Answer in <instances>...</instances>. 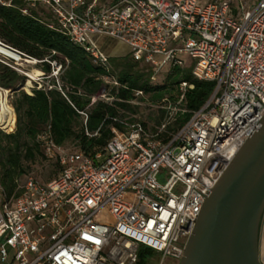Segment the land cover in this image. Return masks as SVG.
Returning a JSON list of instances; mask_svg holds the SVG:
<instances>
[{
  "label": "built area",
  "instance_id": "2783aa9c",
  "mask_svg": "<svg viewBox=\"0 0 264 264\" xmlns=\"http://www.w3.org/2000/svg\"><path fill=\"white\" fill-rule=\"evenodd\" d=\"M25 1L50 8L58 30L101 66L111 69V58L92 36L126 45L134 62L157 69L154 80L164 66L187 67L188 57L194 78L215 83V91L167 140L168 124L153 135L139 120L121 121L125 132L114 130L96 156L63 151L50 133L41 136L63 170L47 183L28 177L10 199L0 170V264H139L141 247L154 250L159 264H180L207 198L264 119V0L253 7L242 0ZM6 47L19 61H0L21 75L29 77L19 62L41 63ZM49 63L56 84H31L32 92H63V65ZM106 84L118 86L114 78ZM187 89L194 86L181 84ZM98 100L114 101L107 90L92 104ZM104 212L112 223L101 222Z\"/></svg>",
  "mask_w": 264,
  "mask_h": 264
},
{
  "label": "trees",
  "instance_id": "16d2710c",
  "mask_svg": "<svg viewBox=\"0 0 264 264\" xmlns=\"http://www.w3.org/2000/svg\"><path fill=\"white\" fill-rule=\"evenodd\" d=\"M41 5L48 11H41ZM27 8L30 15L23 14ZM0 41L40 61L45 77L52 73L49 62L62 64L64 69L60 77L63 92L57 88L50 91L34 89L30 95L23 90L28 78L0 61V88L13 93L11 106L15 110V120L10 131L16 124L13 133L0 128V170L7 199L21 194L20 178L31 172L39 161H55L56 175L45 183L55 179L63 170L58 153L52 156L46 153L41 136L50 133L57 147L65 148L67 144L75 143L76 149L71 152L96 156L105 150L114 137V130L125 132L121 121L135 122L124 119L122 111L132 110L130 103L138 99L137 92L151 95L153 101L160 102L169 95L173 98L171 86L178 91L174 101L178 102L180 96L183 99L176 126L169 130L176 133L205 106L215 91V83L197 80L192 69L186 67L173 68L165 86L153 87L150 83L152 75L140 69V63L131 57L111 59V69L95 63L90 54L58 30L52 10L43 4L36 8H31L25 0H14L11 6L0 4ZM107 78H114L118 83L108 92L113 103L98 100L92 104L93 98L103 90H109ZM183 83L193 85L194 89L180 93ZM55 84L56 81L52 83ZM81 113L88 116L86 123ZM4 199L0 194V205ZM157 258L159 255L154 250L140 248L139 264H152Z\"/></svg>",
  "mask_w": 264,
  "mask_h": 264
},
{
  "label": "water",
  "instance_id": "95a60500",
  "mask_svg": "<svg viewBox=\"0 0 264 264\" xmlns=\"http://www.w3.org/2000/svg\"><path fill=\"white\" fill-rule=\"evenodd\" d=\"M263 217L264 119L207 198L180 264H261Z\"/></svg>",
  "mask_w": 264,
  "mask_h": 264
},
{
  "label": "rangeland",
  "instance_id": "374dc122",
  "mask_svg": "<svg viewBox=\"0 0 264 264\" xmlns=\"http://www.w3.org/2000/svg\"><path fill=\"white\" fill-rule=\"evenodd\" d=\"M242 1L248 7H253L257 0H242ZM106 2L111 3V0H107ZM206 3H207V1H206ZM236 3L238 4L239 1H237ZM39 7H40L41 11H43V10L48 11L47 9L45 10L44 6H42V5ZM89 39H90L91 44L97 45L103 51L104 50H107L109 52L115 51L116 56H114L112 58L109 56L111 59H124L127 57H131L130 53H128L129 50L127 51L128 47L122 43H116V42H113L107 38H106L105 42H102V40L104 38L100 37V36H92ZM169 48H172V46L170 45ZM158 59L161 63L164 60L163 57H159ZM184 59H185V64L187 65L186 69L194 68L195 62L193 60H191L188 57L184 58ZM0 60L8 61V58L0 55ZM18 64H19V67L25 73L34 77V81H33L30 77L26 76L28 78V81L26 82L25 86L23 87V90H25V92L28 94H29V92L32 93L31 87L27 86L29 84V82H31V84L33 86H35L36 84H40V83H42L43 86H47V85H52V83H54L56 81V79H50L49 77H45L44 73L41 71V67L39 64L35 65V64L25 63V62H19ZM139 68L142 70H145V72H147L149 75H154L156 73V70H157L154 67H149L145 62L141 63ZM112 69L115 70V68H113V67H112ZM172 69L173 68L171 65L164 66L161 69L160 73L155 77V80L153 78H151V82H150L151 85L153 87L165 86L166 81H167V76L172 71ZM61 75H60V77H61ZM107 86H109V90L107 92H110L112 87L115 85L108 84ZM173 89L174 88L171 86L170 91L172 92L171 95L173 96V98L170 97V95H169V96H167V98H165L164 100H162L160 102L153 101L151 95L145 94L143 97H139L137 100L130 103L132 106L131 111H125V112L122 111V114L125 115L124 119L129 120V121H136V120L137 121L138 120L143 121L146 124L148 130L153 135L157 134V132H159V130H161L163 125L168 124L166 132L163 131V135L165 134L163 139L166 140L171 134H173V132L169 131V130H171L170 128H175V126H176V122L178 119L177 115L180 112V105H181L182 99H183V97L180 96L179 101L175 102L174 99L177 98V95L179 93H178V91H176L175 89L173 90ZM179 92L182 94L184 93L181 90V88L179 89ZM12 95H13V93L11 91H9V93L7 95V101L10 105H11ZM110 103H113V102L110 101ZM14 120H15V110H14ZM12 126H10L9 128L11 129ZM1 129L7 133H13L16 130V124L14 126L13 131H10V129H8V128L7 129L1 128ZM75 147H76L75 143H69L65 146V148H62V149H63V151L71 152V151L76 149ZM54 162H55L54 160L49 161L46 159L39 161L37 164L34 165L31 172H29L27 175L20 178L19 186L22 187L24 185V183L26 182L28 177L37 178L38 180H40L42 182H46L49 179L54 178V176L56 175V167L54 165ZM100 220H101V222H104L107 224L112 223V217L108 214V212H104L102 214ZM263 220H264V217H263ZM263 220H262V222H263ZM261 229H263V230H261ZM261 229H260V233H261L260 242H261V244L259 245V250H260V257H261L260 261L262 260V263L264 264V223L261 224ZM10 253H11L10 261L12 262L13 256H14V251H10ZM159 263H160V260L158 258L154 259V261L152 262V264H159ZM166 264H177V263L168 259Z\"/></svg>",
  "mask_w": 264,
  "mask_h": 264
},
{
  "label": "bare ground",
  "instance_id": "6f19581e",
  "mask_svg": "<svg viewBox=\"0 0 264 264\" xmlns=\"http://www.w3.org/2000/svg\"><path fill=\"white\" fill-rule=\"evenodd\" d=\"M0 55L9 58V59H14L16 58L17 61H19V59L17 58V56L15 55L14 52H12L11 50L5 48L2 45V42L0 41ZM32 80H34V77L31 75H28ZM31 82H29V84L27 85L28 87H30ZM29 92V91H28ZM9 91L8 90H4L2 88H0V128H8L13 125L14 122V109L13 107L8 103L7 101V95H8ZM29 94H31L29 92Z\"/></svg>",
  "mask_w": 264,
  "mask_h": 264
},
{
  "label": "crops",
  "instance_id": "0c3cea01",
  "mask_svg": "<svg viewBox=\"0 0 264 264\" xmlns=\"http://www.w3.org/2000/svg\"><path fill=\"white\" fill-rule=\"evenodd\" d=\"M107 39H109V38H107ZM105 40H106V38H104L103 40H102V42H105ZM109 40H111V41H113V42H116V43H119V42H117V41H115V40H112V39H109ZM120 45V44H119ZM126 47V46H125ZM127 48V47H126ZM129 50V48H127V51ZM104 52L108 55V56H110L111 58L112 57H114V56H116L115 55V51H113V52H109V51H107V50H104ZM128 53H130V50H129V52ZM262 223H264V220H263V222ZM261 230H263V229H261ZM260 235H261V233H260ZM260 240H261V236H260V238H259V245L261 244V242H260ZM261 258V257H260ZM261 264H263L262 263V260H261Z\"/></svg>",
  "mask_w": 264,
  "mask_h": 264
}]
</instances>
